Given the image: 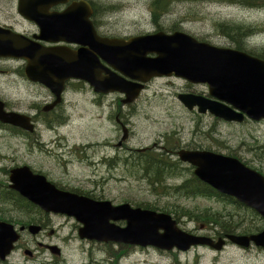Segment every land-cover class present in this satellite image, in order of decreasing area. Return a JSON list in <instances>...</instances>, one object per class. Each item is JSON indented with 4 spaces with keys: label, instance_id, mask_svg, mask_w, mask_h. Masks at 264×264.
Segmentation results:
<instances>
[{
    "label": "rangeland",
    "instance_id": "374dc122",
    "mask_svg": "<svg viewBox=\"0 0 264 264\" xmlns=\"http://www.w3.org/2000/svg\"><path fill=\"white\" fill-rule=\"evenodd\" d=\"M93 1L99 10L105 7L106 14L101 16V20L106 23L105 28L115 36H137L154 30H178L210 45L232 48L231 41L219 32L217 25L235 24L252 28V33L244 41L245 49L253 53H264V7L250 8L237 3L209 0L186 3L174 1L168 11L156 21V25L150 9L153 0ZM14 18L20 27L32 30L17 12L14 13ZM83 86V92L71 94L69 98L72 117L66 126L54 132L45 126L38 127L41 133L38 140L43 145L32 146L31 151L27 152L17 141H13L16 164L29 165L33 170L46 174L52 182L70 190L92 192L113 205L128 203L134 207L153 206L158 212L166 214L169 213L165 211L169 210L172 212L169 215L176 220L178 227L186 232L194 230L197 234H203L200 231L202 226L205 236L223 235L219 221L211 223L205 218L194 219L195 215H208L210 218L220 215L232 219L233 224L240 222L232 234H251L264 228L262 219L228 200L187 198L171 193L153 195L151 185L145 179H138L136 173L139 170L131 166L135 161L133 157H138L139 154L133 152V156L128 159L127 153L114 147L123 132L116 130L112 117L109 122L105 120L107 109L97 108L92 102L93 95L87 85ZM183 92L207 95V88L205 85H191L176 78H156L149 82L132 104L136 112L131 119V135L127 139V147L139 149L156 144L159 148H166L173 146L168 142H173L177 148L180 143L188 144L222 155H232L264 173V121L253 122L246 119L243 123L236 124L224 122L209 114L199 115L195 110L188 111L179 102L177 94ZM34 93L44 92L39 87L31 88L29 92L22 89L15 91L20 99L29 94L33 97ZM46 95L45 92L43 96ZM118 98L122 97L111 94L105 101L111 104ZM125 158L128 165L122 164ZM188 167L191 166L183 165V169ZM188 175L184 171L180 177L170 178L168 183L180 184ZM13 205L0 202V215L3 219L22 223L32 215H26L24 207L16 206L15 203ZM36 216L37 213L34 214L35 219ZM224 217L220 220H224ZM48 221L50 224L47 233L52 229L54 234L42 239L26 233L5 264H264V249L254 246L243 249L229 242L220 252L206 246L193 247L185 252L175 249L161 252L148 248L132 253H129L131 250L120 251L123 249L113 244L95 243L89 248L87 244L83 246L77 237V223L72 218L52 214ZM118 225L121 226L119 223ZM37 242L57 246L60 255L56 256L39 247ZM25 249L32 251L33 255H24Z\"/></svg>",
    "mask_w": 264,
    "mask_h": 264
},
{
    "label": "water",
    "instance_id": "95a60500",
    "mask_svg": "<svg viewBox=\"0 0 264 264\" xmlns=\"http://www.w3.org/2000/svg\"><path fill=\"white\" fill-rule=\"evenodd\" d=\"M39 1L20 0L18 7L20 15L38 25L39 38L46 37L51 42L64 40L79 48L76 51L44 48L22 35L0 30V54L24 59L25 76L54 93L57 97L54 104L59 102L63 85L69 79L83 81L95 92L121 94L122 102L130 104L151 79L175 77L207 86L208 96L177 95L188 111L196 109L200 115L210 114L230 123H241L245 116L251 120L264 118L263 60L243 51L200 42L183 32L158 31L128 39L101 38L87 19L90 9L86 3H74L62 14L40 18L35 7ZM44 1L49 6L60 0ZM26 4L32 5L30 10L25 8ZM41 8L47 10V7ZM0 120L34 131L29 118L15 113L2 111ZM125 135L124 129L123 140ZM177 156L180 162L193 167V175L198 180L251 208L264 220L261 174L246 168L236 158L211 151L181 149ZM10 182L15 192L45 213L73 218L80 225L77 232L80 240L185 252L195 246L220 251L226 239L241 248L264 249V229L250 235L228 234L225 239L219 237L214 241L182 231L165 213L131 207L127 203L114 206L109 201H96L60 190L43 175L32 173L29 167L12 170ZM117 222H124V226ZM39 229L28 226L31 235H36ZM19 238L20 232L13 225L0 221V262L11 254ZM48 248L52 254H60L57 246ZM24 254L31 256L29 250Z\"/></svg>",
    "mask_w": 264,
    "mask_h": 264
},
{
    "label": "flooded vegetation",
    "instance_id": "af4514ba",
    "mask_svg": "<svg viewBox=\"0 0 264 264\" xmlns=\"http://www.w3.org/2000/svg\"><path fill=\"white\" fill-rule=\"evenodd\" d=\"M19 1L20 0L0 1V3H2L0 5V30L5 31L6 33H8L9 31L10 33L12 32L14 34L22 35L28 38L29 40L40 44V46L44 48H64V49L69 48L73 51H76L79 48L78 45H75L74 43H70L68 41L58 39V41L56 42H51L47 40L46 37L43 39L39 38L41 33L38 25L19 14L18 12ZM57 2L58 3H54L49 6H46L47 1L41 0L37 2L35 4V7L38 14L40 15L39 17L43 18L46 15L51 16L52 14H62L68 8H70L72 4L84 2L90 9V15L88 16L87 19L91 23L97 36L101 38L119 37L112 35L109 32V30L105 28L107 25L103 20H101V16H104L106 12L104 13V8H101L99 10L93 0H60ZM31 6L32 5L30 4H26L25 8L27 10H30ZM41 7H47V10H44ZM100 11H102V14L101 13L99 14ZM15 12H17V15L20 17L21 20L25 21L27 24H29L32 27V30L28 28L20 27L18 24L15 23V18H14ZM157 31L158 30H154L152 33ZM164 32L170 34L173 33L174 31H164ZM62 35L63 34L61 33L60 36ZM60 36H58V38ZM129 37L131 36H122L119 38L127 39ZM25 66H26V61L24 59L15 58L11 55L0 54V105H1L0 114H2V111L4 113H12V114L15 113L25 118H29V122L33 123L34 125V131L31 132L27 128L15 126L9 123L2 122L0 120V142H1L0 143V202L11 205H13V203L15 202V193H14L15 191H13V189L10 187L11 185L10 175L12 173V170L20 167H29L34 174H42L49 181H51L46 174H43L40 171L33 170L29 165L26 164L19 165L15 163L14 153L16 152V150L14 149L13 141H17L18 145L22 149H25L27 152L31 151L32 146L37 145V147H40L41 145H43V143L39 142L40 140H38L41 138V133L38 131V127L45 126L48 130L54 132L57 131L59 128H62L63 126H66L71 121V117H72V109H71L72 104L69 101V98L72 96L71 94L74 93L78 94L83 92L84 91L83 85H87L83 81H79L76 79L67 80L64 83L63 89L60 93L59 102L54 104L57 99L56 95L52 93L47 87L27 79L24 73ZM34 87H39L44 93L46 92L47 95L44 97L43 96L44 93L43 94L34 93L32 95L33 97H30L31 95L29 94V95H25V98L20 99L15 94V91H18L19 89L29 92L31 91V88ZM87 89L93 95L92 102L96 104L97 108H101L102 110L107 109L105 120L109 122L112 117L117 131L122 132V130L124 129L127 131L125 135L126 136L125 140L122 139L123 138L122 136L121 139L117 141V143L114 145V147L117 148L118 151H124L125 153H127L128 159L129 157L133 156V152H137L139 155L142 154L147 155L149 153L150 154L161 153L169 158L174 156L175 150H172L169 147L159 148L157 147L156 144L139 149L128 148L127 139L131 135V119L136 112V108L134 107V105H132L133 103L125 104L122 102V98H118L115 102L110 104V102L107 103L105 100L109 98L111 94L95 92L94 89L89 85H87ZM189 146L190 145L188 144L180 143L179 148L181 149ZM163 150L165 151V153H162ZM9 152H11V155L9 154ZM134 159L137 160L138 158L134 156L133 160ZM122 164L123 165L126 164V158L123 160ZM53 183L56 184V186L59 189L74 193L78 196L86 197L92 200H101L99 197L93 195L92 192L70 190L64 187L63 185L61 186V184L57 182L53 181ZM142 209H148V208H142ZM24 210L26 212V215L32 214L28 217V219L25 222L17 223L16 221H14L13 223L12 220L3 219V217H1L2 215H0V220L12 224L14 228L19 231L20 228H23V230L20 231L21 234L20 239L26 233H28L27 227L32 224L40 228L36 235H31L32 237L40 236L42 239H44L54 234V230L52 229H50L49 232L47 233L50 224L48 219H50V215L52 214H47L41 211L40 209L39 210L36 208L32 209L30 207H26ZM36 213L37 216L35 219L34 214ZM55 216H61V215H55ZM30 217H33L34 219L30 220L29 219ZM119 224L121 226L124 225L123 222H120ZM75 227L77 233L80 225H78L77 223L75 224ZM202 228L203 227L201 226L200 231L204 234V230ZM192 233L198 235L197 232L194 230L192 231ZM211 237L213 239L217 238L214 236ZM81 243L83 246L87 244L89 248H91V246H94L93 244H95V242L93 241H86V240H81ZM37 245L41 248H44L45 250H48L51 253L50 249L48 248L51 245H46L43 244L42 242H37ZM117 246H119L120 249H123L120 250L123 252H127L128 250H131L129 251V253L135 252L136 250L139 249H148V247L141 248L133 245H117ZM32 255L33 253L31 254V256Z\"/></svg>",
    "mask_w": 264,
    "mask_h": 264
},
{
    "label": "trees",
    "instance_id": "16d2710c",
    "mask_svg": "<svg viewBox=\"0 0 264 264\" xmlns=\"http://www.w3.org/2000/svg\"><path fill=\"white\" fill-rule=\"evenodd\" d=\"M174 1H184L186 3V2H195L200 0H153L151 2L150 9H151L152 20L155 24L156 21L159 19V17L168 11L169 6ZM209 1L224 2L229 4L237 3L242 6L250 7V8L264 7V0H209ZM102 8L105 9V7ZM105 12L106 11H104V13ZM100 13L102 14V11H100ZM217 27L219 32L225 38L231 41L233 49L245 51L252 55L257 56L258 58L264 59V53H260V52L253 53L245 49L244 41L252 33V28H248L247 26L226 24V23L218 24ZM168 139L171 138L169 137ZM168 144L173 145L172 147H169L172 150L176 151L179 148V147L175 148V144L173 142H168ZM187 148L195 149L196 147L190 145ZM137 158L138 159L135 160L131 166L134 167V169L139 170L138 173H136L138 179H142V180L145 179L149 183V185H151L153 190L151 192L153 193V195L160 196L162 194L165 195L171 193V195L175 194L187 198H193V197L216 198V199H221L223 201L226 200L231 201L232 202L231 204L236 203L233 199L218 194L211 187L198 180L192 173L193 170L192 167L183 169L184 164L179 162L178 159L176 158L173 157L169 158L161 153L158 154L149 153L147 155L142 154L139 155ZM126 164L128 165V160ZM184 171H187L189 175L188 177L182 179L180 184L171 185L168 183V179L178 178L180 177V175H183ZM159 189L161 191H159ZM17 195L18 194L15 193L14 203L16 206H19L21 208L33 207L32 204H29L28 202H26L24 199H21ZM240 206L241 205H238L237 207ZM145 207L151 210H157L153 206H145ZM242 209L249 211L248 209L245 208ZM165 212L169 214L172 213L169 212V210H166ZM174 214L175 216H177L176 213ZM185 214L188 217H191L190 213L186 212ZM222 217L224 216L214 215L213 217L210 218L208 215L205 216L195 215L194 219L205 218L207 222L211 221V223H216L217 221H219L220 222L219 225L223 229L224 234H230L239 227L240 222L233 224L232 219L224 217V220H220V218Z\"/></svg>",
    "mask_w": 264,
    "mask_h": 264
}]
</instances>
